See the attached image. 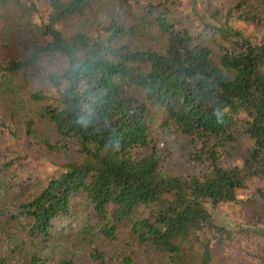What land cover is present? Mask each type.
Masks as SVG:
<instances>
[{"label":"trees","instance_id":"1","mask_svg":"<svg viewBox=\"0 0 264 264\" xmlns=\"http://www.w3.org/2000/svg\"><path fill=\"white\" fill-rule=\"evenodd\" d=\"M133 1L135 13L129 0H46L50 12L34 20L26 10L37 14L35 0H0L3 13L12 9L23 19V33L11 41L15 52L0 60V111L16 75L34 84L40 65L56 57V68L42 77L55 94L26 91L42 103L41 111L20 123L33 138L46 123L55 142H41L51 150L71 144L72 152L25 197L16 190L32 180L21 176L23 170L16 174L25 155L0 156L5 214L25 235L0 264H136L138 254L155 264H215L234 239L235 228L212 208L240 202L239 191L264 179V36L233 21H262L264 0L228 7L191 0L196 34L169 16L165 0ZM241 122L248 147L238 164L224 167L221 149L235 141ZM167 128L195 144L191 158L203 172L163 168L151 134ZM135 149H142L140 157ZM257 193L264 200L261 188ZM80 200L85 206L77 236L90 248L86 259L36 251L24 257L28 246L74 238L58 229H72ZM16 234L9 240L17 241Z\"/></svg>","mask_w":264,"mask_h":264},{"label":"rangeland","instance_id":"2","mask_svg":"<svg viewBox=\"0 0 264 264\" xmlns=\"http://www.w3.org/2000/svg\"><path fill=\"white\" fill-rule=\"evenodd\" d=\"M204 1L221 7H228L236 2V0ZM129 2L132 11L135 13L137 6L133 0H129ZM165 2H167V6L169 7V16L181 20L184 26L193 34H196L200 30L192 13L191 0H165ZM35 3L37 14L34 16L30 14L29 10H26L28 13L27 17L34 20L40 19V17L45 18L50 12L46 0H35ZM2 9L3 8H0V60H5V58L8 57L7 54L15 52V44L11 41L15 40V38L19 40V36L23 33L21 30L23 19L13 14L12 9L4 13L1 11ZM233 25L248 33L257 35L260 38L264 36V17L262 21L254 23L233 21ZM57 63L56 57H48L47 60L40 65L34 84L29 82V76L16 75L14 86L11 85L13 94L8 103H6L0 111V156L2 158L4 155L8 154L25 155L23 159L17 162L16 174L18 173L17 170H20V176L23 170L21 174L22 177L28 176L32 178L28 186L23 185L16 188L23 197L33 191V189L31 190L32 187L35 186L34 188H38L41 186L38 184H43L52 177V175L56 174L59 165L72 156L70 150L71 144H69L70 147L67 149L60 148L59 150H51L41 142V138H47L52 143L55 142V139L51 135V128L46 123L38 124L36 128V137L34 138L25 134L20 123L23 116H38L41 111L42 103L29 99L27 94L28 91L42 89L43 93L47 96L55 94L54 89L45 85L42 77L46 71L55 69ZM9 107H12L13 110L16 111L14 117L8 114ZM234 136L235 141L221 149L222 155L220 162L224 167L238 164L248 147L249 141L243 132L242 122L238 125ZM151 138L161 152L163 157V168L170 173L178 175H195L205 170L204 165L191 158L195 144L188 138L173 132L169 128L163 130L155 129L151 134ZM5 146H8L6 149L7 152H2L5 151ZM133 154L136 157H140V155H142V149H135ZM17 180L18 179H16L15 182H18ZM257 188H261L264 192V179L260 181L257 180L248 190L239 191L238 196L241 199L240 202L223 203L212 208L218 219L229 221L233 228H235L234 239L229 247L225 248L220 253L218 252L215 264H264V236L257 231L258 229L264 230V200L259 197ZM4 196L5 194L3 191H0V257L7 252L12 242L16 244L18 241H23L22 238L25 236L23 234L24 230L18 229L16 221L8 222V214H5V212L7 213V201L4 199ZM84 206L85 204L81 200L76 203L74 207L75 223L70 221L71 224H73L72 229H69L67 224H65L63 229H58V231L66 230L69 234L71 233L70 236L74 238L69 243H63L64 245L57 244L48 248H42L41 245L40 248L38 247L35 249L28 246L23 256L25 257L27 254L29 256L33 251H36L38 254L49 257L59 253L67 257H72L73 259L84 261L90 248L88 244L84 245V243L87 242L86 240L78 238L77 236V233L81 230L78 228L77 221L82 222L81 218ZM258 206L261 207V211L259 210V213L256 215L255 210L258 209ZM74 225L76 229H74ZM17 230L18 232L21 230L22 234L20 232L16 234ZM14 233L18 235V240H9V237L11 238V235H14ZM85 238H87V240L90 238V241L94 237L85 235ZM78 239H80V242L75 243ZM27 244L24 242V245ZM48 244L50 245V243ZM136 264L155 263L149 256L138 254Z\"/></svg>","mask_w":264,"mask_h":264}]
</instances>
